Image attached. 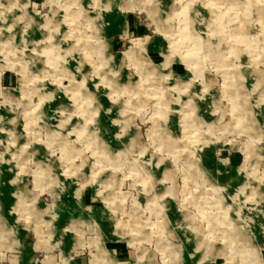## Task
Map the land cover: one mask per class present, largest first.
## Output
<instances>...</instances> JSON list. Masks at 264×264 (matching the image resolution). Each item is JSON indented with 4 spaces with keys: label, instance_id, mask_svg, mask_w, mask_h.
I'll return each instance as SVG.
<instances>
[{
    "label": "clouds",
    "instance_id": "obj_1",
    "mask_svg": "<svg viewBox=\"0 0 264 264\" xmlns=\"http://www.w3.org/2000/svg\"><path fill=\"white\" fill-rule=\"evenodd\" d=\"M0 112V264H264V0H0Z\"/></svg>",
    "mask_w": 264,
    "mask_h": 264
},
{
    "label": "rangeland",
    "instance_id": "obj_2",
    "mask_svg": "<svg viewBox=\"0 0 264 264\" xmlns=\"http://www.w3.org/2000/svg\"><path fill=\"white\" fill-rule=\"evenodd\" d=\"M39 2V0H38ZM106 19L108 21H110L111 23V27L108 28L107 34L109 36V39L111 40L113 37H116V39L113 41V47L116 50H119L122 45L121 42L119 40V36L123 31V27H124V23H125V17L120 15L119 13L113 12L111 15H107ZM128 20L131 22L132 24V31L137 35V36H142V35H146L148 34V30L146 29V27L140 26L138 25V22L136 20V18L134 16H129ZM163 44V41L159 38L156 37L155 39V43L150 47V51H156L157 47L159 45ZM117 60H119V57H117ZM73 68H75V65H72ZM14 77L12 76V74L8 73L5 76V86H8L9 83H12L14 86ZM91 86V85H90ZM103 103L105 104V106H108V101L104 100ZM0 114L3 115H7V113H2L0 112ZM107 122V119L105 118V123ZM113 131H115V129H113ZM113 146L115 147V142H113ZM43 151V150H42ZM225 156H227V153H225ZM208 157L209 159L206 160V163L208 164L209 167H216V161L214 156L212 155V152L209 151L208 152ZM212 159V160H211ZM242 161V157L239 154H234L233 158H232V162H233V171H232V175L235 176V166H238V164ZM10 174L7 171V165L4 166V176L2 178H0V203L3 204L4 206V212L7 215V212L9 210V208L11 207V205L14 203L11 193L14 191V189L12 187H10L8 185V180L10 179ZM223 179H227V177H224ZM69 184L71 183L70 181L68 182ZM236 185H233V187H235ZM92 189H89L88 192L84 195L83 197V203L85 205L90 204L91 203V196L93 194ZM64 203L68 206L69 209L75 210L76 214H79V210L76 209V203L73 199H71V191H69L68 194H66L64 196ZM44 205L41 204V207H43ZM95 211H96V215L99 218L100 212L102 211V207L99 204L94 205ZM176 215V216H175ZM175 216V217H173ZM10 220L13 219V217H8ZM172 218L177 219L178 215L175 213V207L173 206V212H172ZM69 219V212L68 211H64L61 213L60 216V220L57 224V228H62ZM103 227L105 229V231H108L110 229V225H108L107 223L103 224ZM20 238L21 240H26V243L28 245H30L32 243V240L30 238L27 237V233H25L23 230H21L20 232ZM71 240L72 237L71 235L66 237V245L70 246L71 244ZM66 246L65 251L68 250V247ZM117 248L120 252H121V259H126L127 258V251H126V246L123 244H109V248ZM192 245H188L187 249L188 251L192 250ZM32 255V250L30 247L26 248L24 251V257H23V261L22 264H28L29 258ZM185 259H187V253H185ZM79 261L76 262V264H78ZM188 264H195L194 261L189 260ZM218 264H223L222 261L218 262Z\"/></svg>",
    "mask_w": 264,
    "mask_h": 264
},
{
    "label": "bare ground",
    "instance_id": "obj_3",
    "mask_svg": "<svg viewBox=\"0 0 264 264\" xmlns=\"http://www.w3.org/2000/svg\"><path fill=\"white\" fill-rule=\"evenodd\" d=\"M212 160V159H211ZM176 216V215H175ZM175 216H173V217H175ZM174 219V218H173Z\"/></svg>",
    "mask_w": 264,
    "mask_h": 264
},
{
    "label": "crops",
    "instance_id": "obj_4",
    "mask_svg": "<svg viewBox=\"0 0 264 264\" xmlns=\"http://www.w3.org/2000/svg\"><path fill=\"white\" fill-rule=\"evenodd\" d=\"M78 264H80V261H79V263Z\"/></svg>",
    "mask_w": 264,
    "mask_h": 264
}]
</instances>
